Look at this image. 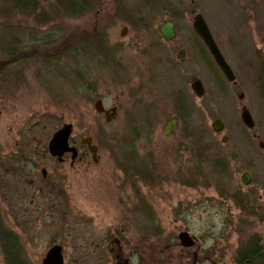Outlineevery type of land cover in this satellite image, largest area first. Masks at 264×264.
<instances>
[{
	"label": "rangeland",
	"instance_id": "1",
	"mask_svg": "<svg viewBox=\"0 0 264 264\" xmlns=\"http://www.w3.org/2000/svg\"><path fill=\"white\" fill-rule=\"evenodd\" d=\"M99 2L103 5L95 12L75 19L48 8L43 23L16 25L26 29L16 34L23 54L14 55L6 77L0 76V206H5L0 211L6 215L0 217V264H11L10 248L13 263L42 264L54 246H61L64 264H190L196 247L182 248L178 236L183 232L213 249L214 260L232 262L250 236L264 239V210L249 215L236 205L243 198L249 207L264 208V89L246 66L250 61L254 65L257 54L264 57V0ZM121 7L136 18H149L150 26L138 21L126 31ZM197 13L219 37L235 72L244 71L240 76L236 72L235 84L212 64L206 66L195 50ZM171 17L177 36L164 43L157 30ZM55 19L77 38L96 25L103 51L76 47V53L58 54L50 63L23 62L48 51V43L40 41L51 37ZM1 21L0 38L6 28L2 23L10 24ZM181 49L186 56L179 60ZM2 59L0 55V63ZM195 80L203 83L202 97L191 88ZM177 92L194 115L188 125L178 122L165 133L176 115ZM97 100L106 111L116 108L111 123L95 110ZM243 106L254 118L251 128L242 121ZM216 121L223 125L220 132L213 129ZM65 124L73 126L75 145L93 138L99 162L66 167L64 182L55 190L51 181L29 186V178L20 184L16 178L11 185L7 170L30 175V162L41 159L43 147ZM224 137L229 138L225 143ZM191 150L193 173L189 166H179L181 156L189 162ZM14 154L19 159L8 158ZM147 161H154L156 172ZM164 164L169 167L160 175ZM246 172L252 180L248 186L241 181ZM184 176L188 184L165 181ZM18 196L24 199L18 201Z\"/></svg>",
	"mask_w": 264,
	"mask_h": 264
},
{
	"label": "trees",
	"instance_id": "2",
	"mask_svg": "<svg viewBox=\"0 0 264 264\" xmlns=\"http://www.w3.org/2000/svg\"><path fill=\"white\" fill-rule=\"evenodd\" d=\"M99 1L100 0H0V22H2V19H4L6 23H10H2L6 25V28L3 31L4 35L0 38V55L4 57V59H2L4 61L1 60L2 62L0 63V76L6 77V74L8 73L6 70V68H8L6 67V64L10 65L11 63H13V61L11 62V58H13V56L16 54L21 55L23 51L21 49V44L17 43L20 41L17 39L16 34L19 32V30L26 31V29L25 27H16V25H18L19 23L29 24L30 21L34 22V24L43 23L44 21L41 20V18H46L47 13L44 15V12L48 8L51 9L52 13L57 12L58 16L64 15L70 19H75L83 15H89L92 14L91 12H95L97 8H100L101 5H103V3ZM54 22L57 25L58 20ZM62 24L63 23H61L60 21V24L57 25V27L55 25L53 28H51L53 29L50 31L51 37H49L47 40L42 39L40 41L44 42L45 44L48 43V45L45 46V49H47L48 51L43 54L44 56L39 57L40 52H37L35 55L27 59V61L23 62H26V64L28 62L35 61L50 63L51 57L54 58L58 54V57L65 58L67 56H70L68 55L70 54L69 52L76 53L75 50L78 49L76 47L84 48L83 50L86 52L87 50H95L96 46L98 49H100V51H103L104 48L102 49L100 45L102 41L99 38L102 35L101 33H98L96 31V25L92 26L93 28L84 29L79 32L81 36L77 38L73 35H69L68 27ZM75 41L78 46L74 45ZM69 45L72 47H70ZM193 45L206 66L210 67V65L212 64V66L219 70L209 51L201 40H196V43ZM60 47L69 49L67 51H61V49L63 48ZM54 52L56 54L50 55ZM17 59L19 61L21 60V58ZM219 72L222 75L220 70ZM181 104L183 105L180 107ZM174 110L176 111V115L174 114V117L178 119L180 125H188L190 122L189 119H191L192 115H194V109H190V112L188 111L189 113L185 111V105L183 103V96L181 95V92H177V94L175 95ZM156 120L157 119L154 118L152 119L153 122ZM233 201H235V199ZM236 203L239 209H242L243 212H247L249 215L255 214V207L251 205L249 207L248 202H246V200H244L243 198L238 199ZM242 247L243 248L240 249L232 258L233 262L251 261L252 264H264V247L259 246V241L255 236H250L242 245ZM12 251L14 250L10 248V250L8 251V257L11 264H16V261L15 263L11 261L12 259L10 257V254L12 253ZM157 264L168 263L160 260Z\"/></svg>",
	"mask_w": 264,
	"mask_h": 264
},
{
	"label": "flooded vegetation",
	"instance_id": "3",
	"mask_svg": "<svg viewBox=\"0 0 264 264\" xmlns=\"http://www.w3.org/2000/svg\"><path fill=\"white\" fill-rule=\"evenodd\" d=\"M152 7V6H151ZM154 7V6H153ZM122 8V10L124 11V9H123V7H121ZM154 9V8H153ZM126 11V12H125ZM124 11V13L125 14H127V15H125L126 16V22H127V26L126 27H124L125 29H126V31H127V28H129V25H134L135 24V22H138L139 21V23L141 22H144L145 24V26L146 27H148V25L150 26V20H149V18H147V17H138V18H136L135 17V15H133V11L132 10H130L129 8L127 9V10H125ZM141 14H142V12H141ZM177 15H179V14H177ZM197 15H201L203 18H204V20L206 21V23H207V25H208V27H209V29H210V31H211V27H210V25L208 24V22H207V19L205 18V16L203 15V14H201V13H197V14H195V16H197ZM195 16H194V18H195ZM194 18H193V20H194ZM137 19V20H136ZM167 21H173L174 22V24H175V31H176V36H177V26H176V23H175V21H176V19H175V21H174V19H173V17H171L170 19H168V20H166L165 22H167ZM165 22H163L162 24H164ZM161 24V25H162ZM161 25L159 26V28H158V30H157V32L159 33V35H160V39L161 40H163V42L164 43H169V42H172V41H174L175 40V38L172 40V41H166L163 37H162V35H161V33H160V27H161ZM124 29V30H125ZM124 30H123V32H124ZM192 32H193V36H192V43L193 44H195L196 43V40H201V38L197 35V33L195 32V30H194V28H193V24H192ZM211 33H212V35H213V38H214V40H215V42H216V44L218 45V46H221V45H223L222 43H221V41L219 40V37H217L216 35H214L213 34V32L211 31ZM122 35H123V33H122ZM199 38V39H198ZM202 41V40H201ZM202 43H203V41H202ZM204 44V43H203ZM182 50V49H181ZM222 51V50H221ZM222 54L224 55V53L222 52ZM224 57H225V59H226V61H227V63L229 64V66L231 67V69H232V71H233V73L235 74V77H236V80L234 81V82H229V83H232V84H235L236 83V81H237V77H238V74H239V76L240 75H243V73H244V71L243 70H238V71H236L235 72V70H234V68H233V66L230 64V62L227 60V58H226V56L224 55ZM162 61H164V60H162ZM254 61H255V63H254V65L251 63L252 61H250V62H248V64H246V66L250 69L251 68V72L252 73H254V74H257V79L259 80V84H258V88L260 89V90H263L264 89V85H262V83H264V82H262V80H264V78H263V76H262V74H264V57H263V55L261 54V55H259V54H257V57L254 59ZM244 65V64H243ZM250 65H252L251 67H250ZM240 67H242L243 68V66L242 65H240ZM244 69V68H243ZM250 71V70H249ZM184 103V102H183ZM244 108H246L245 106H243L242 107V111H243V109ZM116 109V108H115ZM247 109V108H246ZM188 106L185 104V111L186 112H188ZM248 110V109H247ZM249 111V110H248ZM189 112H190V110H189ZM250 112V111H249ZM117 113V112H116ZM101 115H104L105 116V122H106V119H107V116H106V114L105 113H100ZM251 114V113H250ZM117 115V114H116ZM115 115V116H116ZM114 116V117H115ZM113 117V118H114ZM251 117L253 118V116H252V114H251ZM113 118L111 119V121H110V123L112 122V120H113ZM254 119V118H253ZM174 121H176V124L179 122L178 121V119H176L175 117H174V119L171 121V123L172 122H174ZM254 121V120H253ZM107 123V122H106ZM170 123V124H171ZM109 124V123H108ZM197 136V135H196ZM199 137H197V139H198ZM84 139V138H83ZM82 139V140H83ZM82 140L80 141V143H79V145H75L74 143H72L71 142V139H70V145L71 146H73V147H75L76 148V150H77V156L75 157V158H73V153H71V152H68V153H65L62 157H59V156H53L51 153H50V151H49V142H48V144H47V148H45V146L43 147V149H42V155H41V159L39 160V161H31L30 162V164H31V168H32V170H31V174L30 175H25L24 177H21V174L19 173V171L17 172L16 170H14V168L13 169H10V170H7V174H5V175H12V176H10L11 177V179H10V184L12 185V183L16 180V178L17 179H19L20 181H18L17 182V184H20V183H26V179H28L29 180V183H26V184H28L29 186H32V187H34V185H40V184H43V185H45V183L47 182V181H51V186H50V188L52 189V190H55V188H57V186L60 184V183H62V181L64 182V179H65V173H66V171H65V168L66 167H68L69 169H75L77 166H79V165H81V164H91V163H95V164H97L98 162H99V160H100V156L98 155V151H99V145L97 144V143H95V141L93 140V143H92V145L93 146H96L97 147V153H96V156L95 157H93V155L90 153V151H89V148H88V146H85V145H82ZM229 140V138H226V137H224L223 139H222V142L223 143H225V142H227ZM196 152V151H195ZM89 154L91 155L90 156V160H89V158H88V156H89ZM190 154H192V156H191V159H190V157H189V162H188V160H185L184 159V156L182 157H180L179 158V166L180 167H183V168H185V169H187V166H189L190 167V172H192L193 173V170H192V168H194L195 166H194V162H195V160H194V158H193V156L195 155V153L193 152V150H191V152H190ZM19 156L20 155H12V156H9L8 158H13L14 160H16V159H19ZM195 157V156H194ZM50 161V163H53L55 166H52L50 163V165L49 166H47V165H45L43 162L44 161ZM16 162V161H15ZM147 165H150V166H147V168L150 170V171H152V173L153 172H156V170L154 169V168H157V167H154V161H153V163L152 164H150L148 161H147ZM168 167L169 166H167V165H163V166H161L160 167V170H159V168H158V171L157 172H159L160 173V175H164V172H167L166 170L168 169ZM149 170H147L148 172H149ZM61 173V175H60V173ZM33 173V174H32ZM246 173H248V172H246ZM245 174V173H244ZM249 174V176L251 177V175H250V173H248ZM39 175H41V178H39ZM189 178V180L190 181H192V180H194V177H192L191 175H190V177H188ZM170 180H174V181H170ZM181 180H182V182H184V183H182L181 182ZM165 181H169V182H174V183H179V184H188L187 182H186V177L184 176V177H179V179H176V178H165ZM243 183V182H242ZM251 183H252V180H251V182H250V184L249 185H251ZM189 184H190V182H189ZM194 185L196 186L197 185V182H193V187H194ZM244 185V184H243ZM5 187V186H4ZM3 187V188H4ZM194 188H196V187H194ZM2 191V189L0 188V192ZM2 195V194H1ZM22 199H24L22 196H18L17 197V200L18 201H21ZM9 201H12V198L10 197V198H7V199H5L4 201H3V203L4 204H6V203H8ZM28 201H29V203L30 204H33L34 203V201H33V199H28ZM29 204V205H30ZM4 205H2L1 204V206H0V210L2 209V208H4L3 207ZM255 209L256 210H259V211H262V210H264V208H263V206H261V207H255ZM6 215H5V212H4V214H3V216H2V214H1V211H0V217L1 218H4ZM4 235V232H3V227H2V225H0V237H2ZM190 236H191V238L194 240V242H195V247H196V250H193L192 251V253L190 254L191 255V258H192V261H191V263L190 264H252L251 263V261H239V262H224L223 261V258L222 259H218V260H214L213 259V257L215 256L214 254H215V251H213V249H208L207 247H202V245H200L201 243H199L200 242V239H198L196 236H194V235H192V234H190ZM252 236H255L257 239H258V241H259V246H261V247H264V239H263V237L261 236V235H259V234H257V233H255V234H253ZM197 245V246H196ZM199 245V246H198ZM194 247V248H195ZM183 249H184V247H182ZM243 247H240V249H242ZM9 249V248H8ZM7 249V250H8ZM239 249V248H238ZM239 249V250H240ZM238 250V251H239ZM9 251V250H8ZM237 251V252H238ZM223 257H225V256H223ZM116 263V262H115ZM116 264H120V263H116ZM126 264H129V262L128 263H126ZM184 264V263H183Z\"/></svg>",
	"mask_w": 264,
	"mask_h": 264
},
{
	"label": "water",
	"instance_id": "4",
	"mask_svg": "<svg viewBox=\"0 0 264 264\" xmlns=\"http://www.w3.org/2000/svg\"><path fill=\"white\" fill-rule=\"evenodd\" d=\"M193 28L197 35L201 38L203 43L205 44L206 48L209 50L210 54L212 55L215 63L225 76V78L229 82L235 81L236 77L233 73L232 69L228 65L227 61L225 60V57L221 53L218 45L216 44L204 18L201 15H197L194 18L193 21ZM160 33L162 37L166 41H172L176 37V31H175V24L173 21H167L160 27ZM186 56V51L184 49L180 50L177 54V59L181 60L184 59ZM192 90L198 97H202L205 93L203 84L200 80H196L192 84ZM94 108L97 111V113H105L107 116L106 122L110 123L111 119L116 115V109H111L109 111H106L103 102L101 100H97L94 103ZM242 121L243 123L251 128L253 127V120L250 115V112L244 108L242 111ZM176 122L174 121L170 128L173 127V125ZM222 123L220 121H216L213 125V129L215 132H220L222 130ZM73 132V126L71 124H65L59 131H57L52 139L49 142V151L53 156H59L62 157L65 153L71 152L73 153V158L77 156V150L74 147H71L69 144L70 137ZM168 133V131H166ZM93 138L88 137L84 138L82 140V145H87L89 148L90 153L93 155V157L96 156L97 153V147L92 145ZM236 159V155L233 157ZM242 182L244 185L248 186L251 182V178L248 173H245L242 176ZM179 240L181 242V246L184 248H192L195 246L194 240L191 238L189 233L183 232L179 235ZM63 254H62V248L61 246H54L52 247L46 257L43 260L42 264H63Z\"/></svg>",
	"mask_w": 264,
	"mask_h": 264
}]
</instances>
